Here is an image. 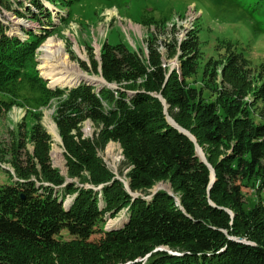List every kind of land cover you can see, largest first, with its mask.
Here are the masks:
<instances>
[{
    "label": "trees",
    "instance_id": "trees-1",
    "mask_svg": "<svg viewBox=\"0 0 264 264\" xmlns=\"http://www.w3.org/2000/svg\"><path fill=\"white\" fill-rule=\"evenodd\" d=\"M23 1L41 6L40 0ZM2 4L9 7L12 1ZM14 41L21 49L28 45L21 58L33 51V44L1 38L0 68L24 66L7 61L17 54ZM180 48L185 57L178 73L164 65L153 44L143 60L124 44L105 43L100 73L119 88L80 84L65 94L55 120L69 177L92 188L68 181L52 167L50 136L34 127L33 154L15 156L17 180L0 184V264H264V79L252 91L249 59L228 43L222 73L230 87L208 100L188 83L197 72V57L190 53L195 43ZM251 91L263 104L260 121L250 109L254 103L245 101ZM86 120L96 126L92 137L82 133ZM170 120L196 139L211 168ZM110 141L122 147L129 190L100 156ZM158 182H168L172 194L161 190L144 198ZM251 188L258 196L252 203ZM125 209L127 222L107 230L106 216ZM64 230L71 238L61 237ZM96 233L100 237L93 240Z\"/></svg>",
    "mask_w": 264,
    "mask_h": 264
},
{
    "label": "rangeland",
    "instance_id": "rangeland-1",
    "mask_svg": "<svg viewBox=\"0 0 264 264\" xmlns=\"http://www.w3.org/2000/svg\"><path fill=\"white\" fill-rule=\"evenodd\" d=\"M11 1L12 6L5 7L0 0V27L3 28L0 39L18 40L33 44L34 48L25 51L24 58H21L19 52L28 45L21 49L16 41L11 42L17 54L7 61H24V66L21 69H14L11 65L0 68V184L17 180L12 161L17 155L33 154L36 144L31 135L34 127L40 125L50 136L48 155L52 167L68 177V181L92 188L90 183L83 184L78 178L69 177L63 139L55 117L68 90L80 84L99 89L107 85L99 65L105 43L124 44L143 60L148 59L149 46L153 44L161 52L164 65L178 73L181 59L185 57L181 44L195 43L196 48L190 53L197 57V72L188 83L197 87L208 100L218 96L226 86L230 87L222 73L228 58V50H225L228 43L244 52L250 61L247 66L248 87L255 91L264 79V0H63V4L40 0L41 6L23 0ZM137 26L140 30L133 28ZM51 37L64 42L71 63L83 75L74 72L70 82L50 83L51 73L44 74L40 66L43 64L41 48ZM4 51L0 48V55ZM95 64L99 65L98 71L94 69ZM109 87L118 89L119 85L113 83ZM11 89L14 90L12 96L2 92ZM49 90L53 93L60 91L63 95L53 97ZM252 91L245 101L254 103L250 109L260 121L263 104L255 102ZM3 102L9 105L4 106ZM81 130L85 137H92L96 126L86 120ZM200 150L201 154L198 153L202 156L203 150ZM100 156L115 178L128 189L129 168L125 166L121 145L108 142ZM156 190L172 194L168 182H158L150 190L151 194L144 198L150 200ZM136 194L143 195L142 192ZM256 195L255 188H251V203L257 199ZM262 197L264 200V193ZM68 200L71 198L65 202ZM127 220V209L115 217L107 215L105 228L120 227ZM61 237L71 238L65 230ZM99 237L100 234L96 233L91 238L97 240Z\"/></svg>",
    "mask_w": 264,
    "mask_h": 264
},
{
    "label": "bare ground",
    "instance_id": "bare-ground-1",
    "mask_svg": "<svg viewBox=\"0 0 264 264\" xmlns=\"http://www.w3.org/2000/svg\"><path fill=\"white\" fill-rule=\"evenodd\" d=\"M135 29L140 30V27H133ZM43 52L42 55V66L44 74H50V83L55 85L63 84L66 82H70L69 78L72 76V73L77 72L78 75H83L80 71L77 70V67L71 63L66 51H65V44L58 38L51 37L49 38L41 48ZM77 75V74H76ZM67 85V84H64ZM198 151L201 154V150L198 147ZM197 151V152H198ZM198 153L199 157L203 158Z\"/></svg>",
    "mask_w": 264,
    "mask_h": 264
},
{
    "label": "water",
    "instance_id": "water-1",
    "mask_svg": "<svg viewBox=\"0 0 264 264\" xmlns=\"http://www.w3.org/2000/svg\"><path fill=\"white\" fill-rule=\"evenodd\" d=\"M170 122L174 125V126H176L175 124H174V122L172 121V120H170ZM176 128H178L180 131H182V132H184L185 134H187L195 143H196V151H198V147H199V145L197 144V142H196V139L189 133V132H187V131H185V130H183L182 128H180V127H178V126H176ZM197 154H198V152H197ZM199 156V155H198ZM201 158V157H200ZM202 159V161H204L206 164H208L207 163V160H206V157H205V154H204V158H201ZM209 165V164H208ZM209 167L211 168V166L209 165ZM214 180H215V173H214V170L212 169V183L214 182ZM128 190H129V187H128ZM158 192V190H156L154 193H153V195L154 194H156ZM132 194V193H131ZM132 195H134V196H137L136 194H132ZM107 230L109 229L108 227L106 228ZM111 229V228H110ZM239 241H242V239H238ZM158 250H161V251H166V252H168L170 255H174V256H180L181 255V253H179V252H177V251H173L172 249H170V248H168V247H159L158 248Z\"/></svg>",
    "mask_w": 264,
    "mask_h": 264
}]
</instances>
